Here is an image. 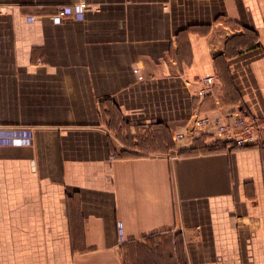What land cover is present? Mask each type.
<instances>
[{
  "label": "crops",
  "instance_id": "1",
  "mask_svg": "<svg viewBox=\"0 0 264 264\" xmlns=\"http://www.w3.org/2000/svg\"><path fill=\"white\" fill-rule=\"evenodd\" d=\"M79 1L0 0V264H264V146L174 141L264 123V0Z\"/></svg>",
  "mask_w": 264,
  "mask_h": 264
},
{
  "label": "built area",
  "instance_id": "2",
  "mask_svg": "<svg viewBox=\"0 0 264 264\" xmlns=\"http://www.w3.org/2000/svg\"><path fill=\"white\" fill-rule=\"evenodd\" d=\"M86 2L81 0L73 5L60 7L59 12L53 15L56 23H62L65 16H72L76 19L84 17ZM33 20V17H31ZM215 90V77L209 75L201 79L196 90V95L204 99L213 94ZM187 130H180L174 134V141L179 144L193 142L196 139L208 135L214 136L224 143L226 147H248L264 146V123L252 120L240 115L237 112H230L227 115H201L196 113ZM32 131L27 128L6 129L0 125V143L6 144H30Z\"/></svg>",
  "mask_w": 264,
  "mask_h": 264
},
{
  "label": "trees",
  "instance_id": "3",
  "mask_svg": "<svg viewBox=\"0 0 264 264\" xmlns=\"http://www.w3.org/2000/svg\"><path fill=\"white\" fill-rule=\"evenodd\" d=\"M207 139H209L210 141H212V143H213V147H211V145H210V148H212V149H223V147H226L227 146V144L226 143H224L223 141H221L220 139H218V138H216V137H214V136H208V135H204V136H202V137H200V138H198V139H196L195 140V142L196 141H198V140H207ZM222 147V148H221ZM196 149H198L196 146L190 151V152H195L196 151ZM211 149V150H212ZM185 152V151H184Z\"/></svg>",
  "mask_w": 264,
  "mask_h": 264
}]
</instances>
